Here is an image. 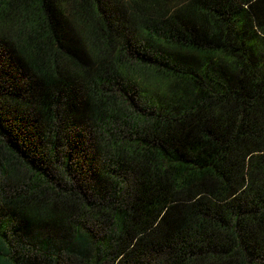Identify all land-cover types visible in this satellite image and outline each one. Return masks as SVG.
Returning a JSON list of instances; mask_svg holds the SVG:
<instances>
[{"label":"trees","instance_id":"1","mask_svg":"<svg viewBox=\"0 0 264 264\" xmlns=\"http://www.w3.org/2000/svg\"><path fill=\"white\" fill-rule=\"evenodd\" d=\"M0 264H264V0H0Z\"/></svg>","mask_w":264,"mask_h":264}]
</instances>
